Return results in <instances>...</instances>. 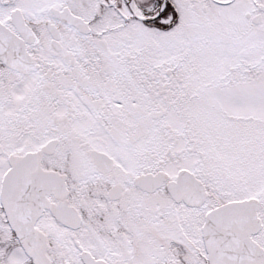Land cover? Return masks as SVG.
<instances>
[{
	"label": "snow or ice",
	"instance_id": "obj_1",
	"mask_svg": "<svg viewBox=\"0 0 264 264\" xmlns=\"http://www.w3.org/2000/svg\"><path fill=\"white\" fill-rule=\"evenodd\" d=\"M0 264H264V0H0Z\"/></svg>",
	"mask_w": 264,
	"mask_h": 264
}]
</instances>
